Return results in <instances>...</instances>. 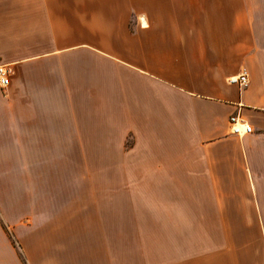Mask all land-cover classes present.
Masks as SVG:
<instances>
[{
    "label": "crops",
    "instance_id": "obj_1",
    "mask_svg": "<svg viewBox=\"0 0 264 264\" xmlns=\"http://www.w3.org/2000/svg\"><path fill=\"white\" fill-rule=\"evenodd\" d=\"M0 65V264H264L249 0H0Z\"/></svg>",
    "mask_w": 264,
    "mask_h": 264
},
{
    "label": "built area",
    "instance_id": "obj_2",
    "mask_svg": "<svg viewBox=\"0 0 264 264\" xmlns=\"http://www.w3.org/2000/svg\"><path fill=\"white\" fill-rule=\"evenodd\" d=\"M230 84L245 86L248 83V77L243 71L237 78L229 79ZM9 83V69L6 65H0V88H5ZM229 133L238 137L248 135L252 132V127L247 124L238 115H232L229 120Z\"/></svg>",
    "mask_w": 264,
    "mask_h": 264
},
{
    "label": "rangeland",
    "instance_id": "obj_3",
    "mask_svg": "<svg viewBox=\"0 0 264 264\" xmlns=\"http://www.w3.org/2000/svg\"><path fill=\"white\" fill-rule=\"evenodd\" d=\"M250 1V17L256 27L258 41L264 43V0H249ZM133 18V17H132ZM12 244H15L12 240Z\"/></svg>",
    "mask_w": 264,
    "mask_h": 264
}]
</instances>
